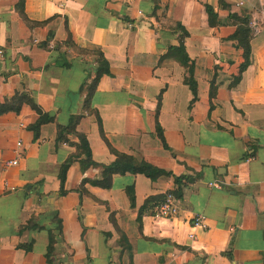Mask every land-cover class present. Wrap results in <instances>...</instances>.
I'll return each instance as SVG.
<instances>
[{
	"label": "crops",
	"instance_id": "obj_1",
	"mask_svg": "<svg viewBox=\"0 0 264 264\" xmlns=\"http://www.w3.org/2000/svg\"><path fill=\"white\" fill-rule=\"evenodd\" d=\"M15 93L40 113L0 114V264H264V0H0V101ZM116 153L167 174L94 184ZM165 193L177 213L152 217Z\"/></svg>",
	"mask_w": 264,
	"mask_h": 264
},
{
	"label": "trees",
	"instance_id": "obj_2",
	"mask_svg": "<svg viewBox=\"0 0 264 264\" xmlns=\"http://www.w3.org/2000/svg\"><path fill=\"white\" fill-rule=\"evenodd\" d=\"M231 22L235 24L236 28L234 33L231 36V39L235 40L236 46L239 47L242 50V56H243V61L239 65V74L241 71L245 69V67L248 64V56H249V40L251 38V28L249 27V16L246 14L242 16H235V15H230ZM175 53V55H179L181 63H185L187 61L186 55L183 51V47L181 43L176 46L169 48V51L167 54ZM99 56V61L97 65V70H96V75L94 80L91 82L90 85V90L92 91L95 85V82L97 81L98 77L103 73H107V68L104 60L102 59V56L100 53H97ZM187 84L191 90V92L194 95L195 88L193 81L190 79V77L187 79ZM28 104L32 109H34L37 113H40L38 108L35 106V104L31 101L28 95L26 94H18L15 93L9 98H5L2 101H0V114L5 113V112H17L21 106V104ZM44 117L43 115H40L39 119L37 120V124H39ZM36 124V125H37ZM35 128V127H33ZM157 130H159V127H156ZM159 138L162 141V136L161 133H158ZM79 148L81 152L84 154L86 158V162L90 163L89 159V151L88 147L86 144V141L84 137L79 136ZM70 160V159H69ZM69 160H66L60 167L59 171V179H60V190L59 193L62 194V181L64 178V173L67 168ZM140 173L143 174L144 176L148 177L151 180H154L158 176L161 175H166L167 173L163 170H160L158 168H155L148 163H145L143 161H135L132 157H129L124 154L116 153V158L114 161H112L110 164L106 165L105 167H102L101 169V177L98 181H95L94 184L99 185L101 187H108L110 184V177L112 174H123V173ZM174 181L178 183L179 179L175 178ZM129 193V197L132 199V190L131 188L127 189ZM175 196H179L180 193L178 191L174 192ZM156 198H151L150 200L153 201ZM148 201V200H147ZM50 240V239H49ZM51 247H48V254L50 253ZM47 254V256H48Z\"/></svg>",
	"mask_w": 264,
	"mask_h": 264
},
{
	"label": "built area",
	"instance_id": "obj_3",
	"mask_svg": "<svg viewBox=\"0 0 264 264\" xmlns=\"http://www.w3.org/2000/svg\"><path fill=\"white\" fill-rule=\"evenodd\" d=\"M242 2L238 1L236 5H241ZM19 142H16V146H19ZM16 157L13 160L5 161L3 163L4 166L15 165ZM209 186L219 188L221 187L220 181H211L208 182ZM178 205L177 200L172 193H165L163 197L156 202L151 209V216L158 218H171L177 213ZM191 226L199 228L201 230H205L207 228V224L205 223L204 216L201 214L195 215L190 220ZM189 238H192V235H188Z\"/></svg>",
	"mask_w": 264,
	"mask_h": 264
}]
</instances>
